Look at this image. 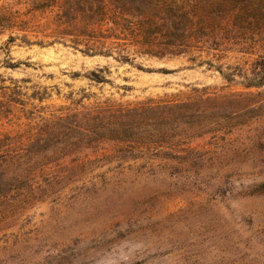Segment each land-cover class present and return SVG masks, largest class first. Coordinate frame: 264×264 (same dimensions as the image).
<instances>
[{
  "label": "rangeland",
  "instance_id": "obj_1",
  "mask_svg": "<svg viewBox=\"0 0 264 264\" xmlns=\"http://www.w3.org/2000/svg\"><path fill=\"white\" fill-rule=\"evenodd\" d=\"M15 2L0 0V93L26 99V109L17 105L16 115L69 105L68 95L78 97L81 89L94 94L92 100L123 102L264 90L245 88L236 74L264 54V42L252 35L243 37L246 52L228 48L222 40L221 50L208 52L203 64L186 55L138 56L134 63L144 68L139 69L112 57L84 54L69 38L40 28L37 33L24 30L26 17L19 23L22 6ZM17 62L16 68L8 66ZM218 65L224 73H235L234 80L226 79ZM102 66L109 67L105 75L112 82L84 76ZM76 72L81 76H73ZM34 91L45 100L30 99ZM189 146L194 157L204 153L207 163H179L172 181L163 167L145 165L144 159L121 160L110 142L98 152L87 150L38 170L34 186L45 192H40L42 199H25L26 204L16 199V212L0 229V264H264V113L196 137ZM92 159V165L77 163ZM62 173H69L68 178L61 179ZM104 175L107 182L101 180Z\"/></svg>",
  "mask_w": 264,
  "mask_h": 264
},
{
  "label": "trees",
  "instance_id": "obj_2",
  "mask_svg": "<svg viewBox=\"0 0 264 264\" xmlns=\"http://www.w3.org/2000/svg\"><path fill=\"white\" fill-rule=\"evenodd\" d=\"M15 3L22 6L17 9L19 23L26 17L24 30L34 28L32 31L37 33L40 28L56 38H69L84 54L112 57L139 69L144 68L134 63L138 56L163 59L186 55L203 64L202 58L208 52L221 50L222 40H227L228 48L237 47L241 52L248 48L245 36L261 40L259 44L264 42V0ZM10 20L17 19L12 16ZM19 65L17 62L8 66ZM217 68L226 79L234 80L235 73H224L221 65ZM108 70V66H102L84 76L96 83L112 82L105 75ZM236 74L245 88H263L264 54H258L249 68L240 67ZM73 76L81 75L76 72ZM2 78L0 82L4 81ZM93 96L81 89L78 97L74 92L68 95L69 105L48 112H44L45 107L28 109L25 115H16L17 105L26 109V99L12 92L0 93V126H6V130L0 129V229L7 228L8 220L16 212V199H24L25 204V199H42L45 189L40 194L33 181L36 172L44 167L61 163L67 157H79L87 150L98 152L110 142L117 146L114 154L120 159H144L145 165L163 167L172 181L179 163L188 167L207 163L204 153L192 155V139L232 129L264 113V90L214 98L204 94L176 95L137 102L96 97L92 100ZM45 98L39 91L30 94V99L40 102ZM23 118L26 123L21 122ZM104 156L111 159L109 154ZM93 161L77 163L81 167ZM67 174L62 173L61 179H67ZM154 176L161 179L158 174ZM101 180L108 181L106 175Z\"/></svg>",
  "mask_w": 264,
  "mask_h": 264
}]
</instances>
